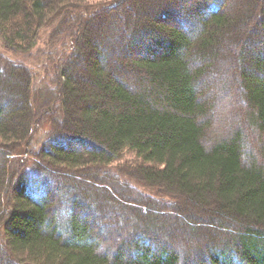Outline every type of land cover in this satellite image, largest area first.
Wrapping results in <instances>:
<instances>
[{"label": "trees", "instance_id": "16d2710c", "mask_svg": "<svg viewBox=\"0 0 264 264\" xmlns=\"http://www.w3.org/2000/svg\"><path fill=\"white\" fill-rule=\"evenodd\" d=\"M44 34L70 51L37 108ZM0 49V264H264V0H0ZM219 62L257 151L209 139Z\"/></svg>", "mask_w": 264, "mask_h": 264}, {"label": "rangeland", "instance_id": "374dc122", "mask_svg": "<svg viewBox=\"0 0 264 264\" xmlns=\"http://www.w3.org/2000/svg\"><path fill=\"white\" fill-rule=\"evenodd\" d=\"M109 1L110 0H87V4L98 7L108 3ZM45 38L46 36L44 34L31 54L25 58L23 57L24 60L28 61V64L32 65L30 67H33L32 69L37 75V86H39L38 89H35L36 93L34 103L36 107L39 106L41 98H44V101L47 98L46 92L44 96H42V87L44 85V81L49 82L50 80L49 89L57 90L56 86L58 85V82L57 77L55 76L57 71L56 64L58 65L60 61L63 62V59L69 53L68 51H70V36L57 35L55 37L56 43L48 47L43 43L45 40H48V38ZM19 59H21V57ZM220 65L221 63L219 62V66ZM218 68L220 69L218 74L215 75V71H212L211 74L206 76L205 81H207L204 82L207 86L206 90L204 91V96H208L213 104V110L211 111L209 118H207V120L209 119L211 121V126L208 128L209 139H223L224 137L231 136V134L234 133L236 129H242L244 134L248 136H246V139L250 143L249 148L251 147L250 149L252 151H257L259 147V133L249 125V108L245 107L239 95V91H237V70L235 62L230 64L223 62L221 67ZM40 81L42 82L40 83ZM204 83L201 85L202 88L204 87ZM39 107H42V104ZM47 107L48 106L46 105V110ZM42 121L43 120H41L40 123H42ZM47 128V124L44 123L37 126V132L33 139L34 143H41L45 140L47 136L46 132L48 131ZM22 157V159L25 161L30 159L28 155ZM16 158L14 161H12L14 164H16V169L13 170H22L24 166L21 164L18 165L19 161L21 162L22 159L20 160V158ZM24 164H26V162H24ZM140 164L141 163L136 157L135 153L130 150H126L124 151L120 160L113 163L109 167V170L113 172H118L122 168H128L130 170L131 168H134ZM6 194L9 195V192ZM1 209L4 211L3 207ZM3 218H5V213H0V220Z\"/></svg>", "mask_w": 264, "mask_h": 264}]
</instances>
